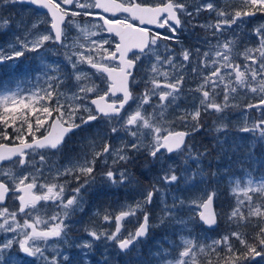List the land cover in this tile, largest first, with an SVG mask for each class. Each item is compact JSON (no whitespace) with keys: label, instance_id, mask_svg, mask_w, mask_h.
Masks as SVG:
<instances>
[{"label":"snow or ice","instance_id":"1","mask_svg":"<svg viewBox=\"0 0 264 264\" xmlns=\"http://www.w3.org/2000/svg\"><path fill=\"white\" fill-rule=\"evenodd\" d=\"M5 3L9 0H4ZM12 3L27 4L34 7L38 12H45L50 16L51 29L53 34L36 35L31 40H20L17 38V44L20 50H16V46H10L11 55L6 56L3 50H0V62L4 60H11L15 57L24 56L25 52H38L44 47L45 42L55 41L60 42L62 47L71 48V54L65 53L67 63L72 68V76L76 82L77 91L74 92L67 99L75 103L73 107L71 104L67 107L60 104V97L63 93L53 91V86L59 89L61 85L66 83V78L61 74L60 68L57 66L54 70L57 75H48L49 69L53 66L44 63L43 75L46 77L47 88L43 90H36L24 96L21 90L17 87L15 90L0 88V122L13 126L17 132L26 126L27 133L32 136L31 141L24 135H17L15 139L19 141L18 144L9 146L7 144H0V164L5 161L11 162L19 168L32 167L35 168L39 163L46 167V159L44 155H40L37 162L35 156L42 152H49L52 150L59 151L63 145L65 137L76 129H80L103 117L106 120H122L121 128L129 132V134L137 138L140 129H148L152 133V142L148 146V155L153 160L161 161L165 154H171L182 150L185 146V138L191 133L187 131H171L167 128L157 127L151 121L153 116H145L142 113L144 105L150 104L152 97H157L159 103L155 105L161 109L160 116H163L164 110L169 107V104L175 103L177 100L181 87L184 82V76L180 73L186 70L189 63L193 64L192 73L198 74L201 82L197 84L195 91L200 94L199 105L193 111H186L179 119L185 124L192 122V131H197L202 126L199 123L201 117V109L205 112L213 110L217 113L224 111L230 107V96L237 91V88H244L249 86V82H255L261 93H264V24L259 25L253 31L257 37L258 46L255 48H246L243 55L246 60L252 61V64L259 60V72L253 69L252 64L245 65L244 70L240 69V65L234 64L232 60L233 47L236 43L235 39H218L216 44H209V51L201 53L199 48L189 50L188 48H181L180 63L176 62V58L172 55L162 57L158 51L159 41H174L180 43L176 35L178 27L182 25L180 18L181 14L189 17L199 16L203 11L215 13L216 22L201 24L199 27L204 29H215L214 36H222L225 31L231 29L233 25L239 26L242 24L243 17L254 15L251 11H225L222 8H217L212 0L198 4L193 11H188L185 3H178L177 0H91L90 3L78 5L84 9L85 16L98 15L103 21L99 27L110 34H115L119 38V42L115 43L114 50H109L110 41L104 39L102 41L90 40L87 54L84 50L76 51V44L65 45L61 37L63 34L62 25L68 12L61 5H71L74 0H11ZM246 3L260 10H264V0H245ZM89 10H101L100 12H93ZM112 14L113 17L117 13L128 14L124 19H109L107 14ZM71 15H80V12H73ZM131 19L138 20L141 25H156L160 29H168L171 35L161 32H152L148 27H137L130 23ZM7 20L0 22V28L6 27ZM197 25H192L196 27ZM32 29L37 28V24H32ZM91 27L95 28L96 25ZM77 28H80L77 25ZM86 37L96 36L98 33L91 31L88 26L80 28ZM83 45H79L83 49ZM136 49L137 53H133V58L128 59L127 54ZM165 52L172 50L167 44L164 45ZM257 55H253V54ZM75 57V59H73ZM143 58H154V63L149 68V80L146 83L145 91L134 96L130 90L131 83H135L132 77V70L136 63ZM81 65H87L95 70L99 78L105 84L106 90H101L98 85L92 82V77L89 73L80 70ZM169 69V70H165ZM224 70L223 72L221 70ZM205 70L208 74L205 75ZM231 70V71H229ZM234 76V79H233ZM260 77L257 80V77ZM150 85V86H149ZM220 88L223 93V100L220 103L216 102V96L220 93L217 89ZM252 92H256L257 88L252 87ZM103 91V94H100ZM95 93L96 98L88 101L89 94ZM117 93L122 94L117 96ZM56 96V107L50 108L48 106L36 107L35 103L46 104L51 101L53 96ZM109 100L111 102H109ZM130 100L138 101L136 109L129 112L125 117L121 116L122 110ZM34 101V102H29ZM89 103L94 106L89 107ZM264 105V99L260 101ZM8 105H12L9 107ZM235 107V105H231ZM252 108L253 105H248ZM56 115L53 117V112ZM83 111L86 115L79 116V123L77 120V113ZM93 111L95 114H93ZM51 120V123H49ZM19 122L20 127L16 124ZM48 125L46 129L47 134H42L37 137L35 132ZM132 127L137 130L133 131ZM225 127V126H221ZM221 127H217V131H221ZM35 128V131H34ZM117 128H111V132L116 133ZM243 132L253 133L260 141L264 142V119L255 121L250 127L245 126L241 129ZM7 139V136H5ZM131 149L139 151L143 145L140 142L132 143ZM122 150H116L113 155L115 159L113 164L119 161L127 162L130 157L127 154H120ZM189 158L199 159V156L192 154L191 147H188ZM110 153V146L105 144L102 152H94L92 159L82 158L81 161H73L69 166H65L63 170L56 169V176L73 175L75 179L80 181V177L85 179L78 187L71 190V196L65 200V184L49 183L38 184L39 169L35 173H25L17 176L11 168L4 169L0 167V217L3 222L0 223V231L13 233L10 239H5L0 242V264H32L34 258L39 257L44 261V264H60V259L70 264L69 257L62 255L59 249H55L56 255L51 258L45 255L46 247H41V244L46 245L47 241L53 238H60L67 232L68 225L65 220L69 217V212L78 207L80 203L81 190L84 189L90 182L94 181L93 172L97 158ZM29 157H32L29 159ZM106 163V161H105ZM197 173H193L191 177H185L186 180L194 178ZM103 177L111 184H124L130 177L126 171L113 172L108 170L103 173ZM166 185H172L177 182L180 177L176 174L175 169L169 165L164 174L159 177ZM7 181V182H6ZM27 181V183H26ZM9 183L12 187H9ZM231 191L237 195L236 207L229 213V220L236 222H244L252 217H258L264 220V179L254 181L249 177L244 185H241L239 179L234 180ZM37 191L40 194H37ZM162 192V190L155 185L151 189L146 190L143 200L136 201L135 204H125L122 206L119 214L115 215L114 219L117 222L115 232L110 235L107 233H97L90 231L89 235L95 240L102 237L115 241L117 247L124 251L129 250L141 239L147 237L149 228L157 225H150L149 213L145 210L147 205L153 201V196ZM11 193L12 198L19 201V207L16 211H9L7 207H3V202ZM250 193L252 195H250ZM243 195V199L239 195ZM215 192L206 193L205 197L199 200H192L189 207L196 217L205 225L211 227L217 223V214L213 209V199ZM253 195H258L261 202H254ZM178 198H174L177 200ZM41 201L52 202L61 212L51 216L48 220H43L39 216H32L36 210L37 204ZM183 200H179V205H184ZM178 205L173 203L169 206L165 204L163 208L164 215L159 220L160 224L170 219H175V211ZM247 210V216L244 211ZM142 214V222L139 227L127 237L120 235V222L129 216H136L137 213ZM18 214L27 217L23 220V224L16 219ZM107 221L110 219L108 215L104 216ZM178 223H186L183 220ZM44 225L45 227H41ZM87 231V229H86ZM230 237L235 238L245 248V252L237 254L230 243ZM166 239V238H165ZM255 244H249L244 234L241 232H231L218 240H213L210 245L197 244L193 239L181 236L178 256L174 260L166 259L169 254L168 249L161 246V252L157 253L162 260V264H196L197 253H204L206 247L208 250L216 254L217 259L225 261V264H242L244 260L255 259L260 257L264 259V227H261L259 233L254 238ZM16 246L17 251L12 252L13 246ZM221 246L225 247L230 255L220 257L217 249ZM82 249H90L91 242H86L80 246ZM259 247L260 250H257ZM7 253V255H6ZM59 257V259H58ZM31 258V259H30ZM211 264V261H209Z\"/></svg>","mask_w":264,"mask_h":264},{"label":"rangeland","instance_id":"2","mask_svg":"<svg viewBox=\"0 0 264 264\" xmlns=\"http://www.w3.org/2000/svg\"><path fill=\"white\" fill-rule=\"evenodd\" d=\"M57 3L60 0H56ZM91 0H75L74 4L70 8H66L61 5V8H65L69 14V19L64 25L62 42L65 45L76 44V51L84 50L87 54L90 40L102 41L107 39L110 41L109 50H114V45L117 43V39L113 35L106 34L99 25L102 24V20L98 15L85 16L83 14L84 9L78 7V5L90 3ZM178 3H185L188 11L198 5L207 2V0H177ZM217 8H222L225 11H251L254 15L248 16L243 19V23L233 25L231 29L225 32L230 39H235L236 43L233 47V54L235 56V64L238 60L244 61L243 55L246 48H255L258 46L257 37L254 34V29L259 25L264 24V10H260L257 7H253L246 3L245 0H212ZM93 12H100L97 10H89ZM80 12V15L73 16L71 13ZM182 26L178 29L176 35L179 38L180 43L174 41H159L158 53L164 57L172 55L176 58V62L180 63L179 53L181 48H188L189 50L198 48L197 44L200 40L199 31L203 29L204 32H209L214 36L215 29H204L199 27L201 24L215 23V13L203 11L199 16L189 17L182 15ZM4 20L8 21V24L4 28H0V50L4 51L6 56L11 55L10 46H16V50H20L17 44V38L20 40H31L36 35L40 34H53L51 29V20L47 13L38 12L32 6L27 4L12 3L11 0L5 3L4 0H0V22ZM36 23L37 28L32 29V24ZM88 26L91 31L98 33L96 36L86 37L84 33L80 31V28ZM96 25L95 28L91 27ZM192 25H197L192 27ZM161 32L162 35L171 33L168 29L155 30V32ZM54 35V34H53ZM207 37V36H206ZM217 37V36H214ZM221 39V37H217ZM211 43L216 44L217 40ZM167 44L172 50L171 52H165L164 45ZM79 45H83V49L79 48ZM73 49L62 47L61 43L53 41L45 42L43 48L38 52H25L24 56L15 57L11 60H4L0 62V88L15 90L17 87L21 90V94L26 96L36 90H43L47 88L46 77L43 75V64L41 63V57H43L44 63L53 66L49 69L48 75H57L54 70L57 66L60 68L61 74L66 78V83L61 85L59 89L53 86V91L57 93H63L60 97V104H71L73 107L75 103L67 99L74 92L77 91L75 86L76 82L72 76V68L67 63L65 53L71 54ZM232 54V55H233ZM254 56L257 54H253ZM75 59V57H73ZM233 60V59H232ZM246 60V59H245ZM142 65H139V76L134 78L135 83L130 84L131 91L134 96H138L145 91L146 83L149 80V68L154 63V58H143ZM248 64H252V61L246 60ZM193 64L189 63L186 66V70L180 74L184 76V82L181 87L179 96L175 103L169 104V107L164 110L163 116L159 115L161 109L155 107L159 103L157 97L153 96L150 104L144 105L141 110L145 116L152 115L151 121L157 127L167 128L168 130L175 131L178 129H192V122L185 124L179 117L186 111H193L199 105L200 94L190 89H195L197 84L201 82L198 74L192 73ZM254 70L259 72V60L255 64H252ZM245 66L243 67L244 70ZM80 70L89 73L92 77V82L100 87L101 90H106L105 84L95 70L91 69L87 65H81ZM169 70V69H165ZM224 71L223 69L221 70ZM231 71V70H229ZM208 74V71L205 72ZM234 79V76H233ZM260 77H257L259 80ZM150 86V85H149ZM256 87L257 91L252 92L250 89ZM237 88V91L230 96V107L222 112H215L209 110L205 112L201 109V117L199 120L202 125L197 133L192 136L187 145L182 150L173 154H165L163 160L156 161L148 155V146L152 142V133L148 129H140L138 137H132L128 131L121 128L122 120H106L103 117L98 118L97 121L92 123V126L88 125L87 130L78 132L74 136H78L84 140L83 144L72 143L75 139L71 137V140L64 148H60L59 151L52 150L49 152H42L35 156V160L38 162L40 155H44L47 166H41L36 164L35 168L25 167L19 168L16 165L9 163L4 169L11 168L12 171L20 176L25 173H35L39 169L38 184L58 183L65 184V187L74 189L83 183L84 177H80V183L75 179V173L73 175L59 176L53 180L56 176V169L63 170L65 166H69L73 161H81L82 158L92 159L94 152H102L105 144L110 146V153L105 154L97 158L95 168L93 172L94 181L90 182L83 190H88L92 193L97 192L96 186H102L103 188H110L114 184H111L103 177V173L108 170L113 172L126 171L129 174L130 179L124 184H115L123 190V194L136 193L139 200L134 198L129 200L124 196V202L120 204V210L125 204H135L136 201L143 200L146 190L151 189L153 185L160 188L162 192H158L153 196V201L150 205L145 207L150 215L149 219L151 225H157L151 227L152 231L148 238L144 239L142 243L138 244L135 249L128 253V257L121 258V252L119 251L115 241L108 240L102 237L99 240H95L89 235L90 231H96L97 233L111 234L115 232V215L117 211L111 207L110 201H106L104 195H99V202H92L90 208L85 212L87 204L86 198L81 194L82 199L78 207H74L69 212L68 219L65 223L68 225L67 232L60 238H53L47 241V244H41V247H46L47 251L45 255L49 258L56 255L55 249H59L62 255H67L70 260V264H162V260L157 253L161 252V246L164 249H168V255L166 259L174 260L179 251L182 250L180 246L181 236L193 239L197 244L210 245L213 240H218L225 235H229L231 232H241L244 234L245 240L249 244H255V237L249 240L248 233L260 230L264 227V220L258 217H252L244 222H236L229 220V213L236 207L237 195L231 191L233 181L239 179L241 185L251 177L254 181H260L264 179V142L260 141L253 133L243 132L241 129L245 126L250 127L253 122L264 119V110L260 112L257 110V114L250 115L244 107L250 102L259 100L256 106H264L260 103L264 99V93H261L258 89V85L255 82H249L248 89ZM220 93L216 96V102L220 103L223 100V93L220 88L217 89ZM100 94H103L101 91ZM95 93L89 94L88 101L91 100ZM34 102V101H29ZM56 96L54 95L50 102L46 104L35 103L36 107L48 106L50 108L56 107ZM258 102V101H257ZM138 101L131 100L124 111L121 113L122 117H125L129 112L136 109ZM231 105H235L232 107ZM11 107L12 105H8ZM89 107H93L89 103ZM2 111V109H0ZM93 114L95 112L93 111ZM56 115L53 112V117ZM80 115H86L83 111L77 113V120ZM51 123V120H49ZM0 122V141H7L10 143L19 142L15 139L17 135H24L28 140L32 139V136L27 133L26 126L21 128L19 132L15 130L13 126ZM90 126V127H89ZM225 126V127H221ZM16 127L19 128L20 124L17 122ZM48 125L42 127L39 132H35L38 137L46 133ZM117 128L116 133L111 132V128ZM217 127H221V131H217ZM133 131H136V127H132ZM35 131V128H34ZM7 136V139L5 138ZM140 142L143 147L139 151L132 150L131 144ZM201 142L206 144V148L203 149L197 144ZM72 143V144H71ZM208 145L210 148H208ZM188 147H191L192 154L199 156V159H190ZM116 150H122L120 154H127L130 159L127 162L119 161L113 164L115 159L114 153ZM80 153V154H79ZM79 154V155H78ZM32 157H29L31 159ZM106 161V163H105ZM171 165L180 179L172 185H166L163 180L159 179L168 166ZM261 166V167H260ZM193 173L197 175L186 180L185 177H191ZM69 178V179H68ZM75 181L76 183H74ZM27 182V181H26ZM95 187V189L91 188ZM38 192V191H37ZM94 192V193H95ZM215 192L216 200L215 204L219 215V227L216 230H208L203 226V223L198 217L194 215L189 207V203L192 200H199L205 197L206 193ZM39 193V192H38ZM83 193V192H81ZM72 193L68 194L65 198L67 200ZM250 195H252L250 193ZM174 198H178L174 200ZM240 199H243V195H239ZM109 199V198H108ZM179 200H183L184 205H179ZM254 202H261L258 195H253ZM47 203V204H46ZM176 203L178 207L175 211V219H170L160 224L159 218L164 215L163 208L165 204L171 206ZM104 210L99 208H93L94 205H102ZM3 207H7L9 211H16L19 207V201L9 198V201ZM245 216H247V210L242 209ZM61 212L52 202H44L38 204L36 210L32 213V216H39L43 220H48L51 216ZM108 215L109 220H105L104 216ZM27 217H23L22 214H18L16 219L23 224V220ZM142 214L137 213L136 216H130L126 229L123 232V236H128L133 224L137 223ZM183 220L186 223L181 224L177 221ZM3 220H0L2 223ZM101 222V223H100ZM138 224V223H137ZM41 227H45L41 225ZM87 229V231H86ZM14 234L9 232L0 231V242L5 239L12 238ZM166 238V239H165ZM86 242H91L92 247L90 249H82L80 246ZM230 243L237 254L245 252L243 245L239 243L235 238L230 237ZM257 250H260L259 247ZM17 248L14 245L12 252H16ZM220 257L230 255L227 249L223 246L217 249ZM7 255V253H6ZM31 259V258H30ZM59 259V257H58ZM124 260V262L121 261ZM222 264L225 261L219 260L216 254L207 249L204 253H197L196 264ZM244 264H251V260H244ZM264 264V261L262 262ZM32 264H44V261L39 257L34 258ZM60 264H67V262L60 259Z\"/></svg>","mask_w":264,"mask_h":264},{"label":"flooded vegetation","instance_id":"3","mask_svg":"<svg viewBox=\"0 0 264 264\" xmlns=\"http://www.w3.org/2000/svg\"><path fill=\"white\" fill-rule=\"evenodd\" d=\"M99 17V16H98ZM100 18V17H99ZM247 17H243V19H246ZM118 19H124V17L123 16H119V18ZM166 29V28H165ZM155 30H158V28L157 27H155L154 29H153V32H155ZM152 31V30H151ZM199 35H200V40L198 41V44H197V47L200 49V51H201V53H203V52H208L209 51V44H213V43H211V41H215L216 39H218L217 37H214V36H212V35H210L209 34V32H204L203 31V29H201L200 31H199ZM228 34H230V32H224V34L222 35V36H219V37H221L222 38V40H226V39H230V36L228 35ZM207 36V37H206ZM232 59H233V63L235 64V61H236V59H235V56H234V54L232 55ZM144 63V61H138L137 63H136V68H135V70H134V73H133V78H137L138 76H139V65H142ZM238 65H240V69L243 71V67L245 66V65H248V63H247V61L244 59V61H240V59L238 60V63H237ZM208 70H205V72H207ZM205 72H204V74H205ZM205 75H207V74H205ZM248 89V87L246 88V90ZM258 101V102H257ZM257 103H259V100H255V102H250V103H248V105H253V107L252 108H248L247 106L248 105H246L245 107H244V110L248 113V114H250V115H253V113L254 114H257V110H259L260 112L262 111V114H263V110H264V106H256L257 105ZM264 116V115H263ZM98 120V119H97ZM96 120V121H97ZM77 123H79V120L78 121H76ZM95 121H93V122H91L89 125L90 126H92V123H94ZM88 126V125H87ZM87 126H84V127H82V128H80V129H77L74 133H72L68 138H67V140H66V142H65V144L61 147V148H64L67 144H68V142L71 140V137L72 138H74L75 140L72 142V143H74V144H83V142H84V140L83 139H81L80 137H78V136H74L75 134H77L78 132H83V131H85V130H87L88 128H87ZM89 126V127H90ZM71 143V144H72ZM178 152V151H177ZM176 152V153H177ZM80 154V153H79ZM78 154V155H79ZM69 179V178H68ZM74 183H76L75 181H73ZM78 183H80V182H78ZM61 184V183H60ZM91 188H93V189H95V187H91ZM96 189H98V191L97 192H92V193H90V192H88V190H81V192H83V193H81L85 198H86V200H87V204H85V206H86V209H85V212L83 213L84 215H85V213H86V211L88 210V208H90V206H91V204H92V202L94 201V202H99V199H98V196L99 195H104L105 197H106V201H110L109 202V204H111L112 206L111 207H113V208H115V211H117V213H119L121 210H120V204L121 203H123L124 202V199H126L127 200V198L129 199V200H132V199H134V198H137L136 196H138L136 193H126L125 194V196L127 197V198H124V194L122 193L123 192V190H122V192H120V188L118 187V186H115V185H113L112 187H110V188H103L102 186H96ZM71 193V188H68L67 189V187H65V194H64V199L66 198V196L68 195V194H70ZM37 194H40V193H38L37 192ZM109 198V199H108ZM136 200H139V198H137ZM41 203L43 204L44 203V201H41ZM40 203V204H41ZM47 204V203H46ZM105 204H102V205H94L93 206V208L95 207V208H99L100 210H104L103 209V206H104ZM129 218H130V216L129 217H126V219H125V221H124V224H123V229H122V231L120 232V235L122 236V237H127V236H123L122 234H123V232H124V230L126 229V226H127V223H128V221H129ZM140 222H141V220L140 221H138L137 223H135V224H133L132 225V227H131V230H130V233H132V232H134L135 230H136V228L138 227V225L140 224ZM101 223V222H100ZM133 248V247H132ZM130 249V250H128V251H126V252H124V253H122L121 254V258H125V257H128L129 255H128V253L130 252V251H132L133 249ZM251 260V263H253V264H258V263H261V262H263L264 261V259H262V258H260V257H256L255 259H250Z\"/></svg>","mask_w":264,"mask_h":264},{"label":"water","instance_id":"4","mask_svg":"<svg viewBox=\"0 0 264 264\" xmlns=\"http://www.w3.org/2000/svg\"><path fill=\"white\" fill-rule=\"evenodd\" d=\"M110 14V13H109ZM118 14V13H117ZM116 14V15H117ZM66 18H67V16L65 17V21H66ZM64 21V22H65ZM64 24V23H63ZM62 27H63V25H62ZM54 31V30H53ZM133 50H135V49H132L128 54H127V56L133 51ZM127 105V104H126ZM125 105V106H126ZM180 131H182V130H180ZM178 132V131H177ZM47 134V133H46ZM67 137V136H66ZM65 137V138H66ZM188 137V136H187ZM187 137L185 138V141H186V139H187ZM65 140V139H64ZM30 142V141H29ZM2 144H6V143H2ZM7 145H9V146H12V145H10V144H7ZM15 145V144H14ZM5 162H7V161H5ZM4 163V162H3ZM2 163V164H3ZM2 164H0V167H1V165ZM6 201H7V198H6V200L3 202V204H5L6 203ZM213 209H214V211L216 212V209H215V204H214V199H213ZM217 214V213H216ZM0 219H2V217H0ZM123 221V220H122ZM122 221L120 222V229H122ZM217 224H218V218H217V223L215 224V225H213V226H211V227H209V226H207V225H205L206 227H208V228H211V229H213V228H215L216 226H217Z\"/></svg>","mask_w":264,"mask_h":264},{"label":"trees","instance_id":"5","mask_svg":"<svg viewBox=\"0 0 264 264\" xmlns=\"http://www.w3.org/2000/svg\"><path fill=\"white\" fill-rule=\"evenodd\" d=\"M0 140H2V139H0ZM202 148H203V149H205V148H206V146L203 144ZM208 148H209V147H208ZM258 233H259V230L255 231L254 233H253V232H251V233H248V236H249V238H248V239H249V240H252V239H253V237H252V236H253V235H256V236H257V234H258ZM246 240H247V239H246ZM255 241H256V240H255ZM244 262H245V261H243V262H242V264H244ZM201 263H203V262H200L199 264H201ZM222 264H225V262H224V263H222Z\"/></svg>","mask_w":264,"mask_h":264}]
</instances>
